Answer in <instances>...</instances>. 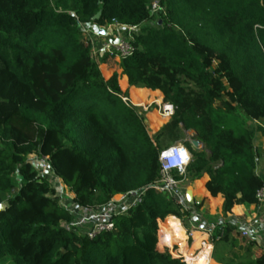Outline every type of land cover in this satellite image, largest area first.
<instances>
[{
	"label": "trees",
	"instance_id": "trees-1",
	"mask_svg": "<svg viewBox=\"0 0 264 264\" xmlns=\"http://www.w3.org/2000/svg\"><path fill=\"white\" fill-rule=\"evenodd\" d=\"M153 1L0 0V262L183 264L156 250V218L181 216L170 198L148 189L111 231L90 239L60 226L73 216L27 158H47L73 202L93 208L152 183L159 150L174 143L191 153L186 180L206 176L204 190L222 198L220 215L208 217L222 233L214 250L238 244L234 221L217 220L256 204L264 187L253 143L264 126L245 124L264 121V0H158V16ZM155 17L161 26H144ZM91 23L140 27L130 34L134 52L107 78L99 66L115 54L91 55L80 30ZM132 87L173 107L154 136L123 100ZM187 130L203 148L189 145ZM253 246L236 264H264Z\"/></svg>",
	"mask_w": 264,
	"mask_h": 264
},
{
	"label": "built area",
	"instance_id": "built-area-1",
	"mask_svg": "<svg viewBox=\"0 0 264 264\" xmlns=\"http://www.w3.org/2000/svg\"><path fill=\"white\" fill-rule=\"evenodd\" d=\"M162 12V6L158 0H154L150 6V14L158 16ZM89 25V24H88ZM87 24H80L85 34V40L91 47V55L96 52L115 54L120 57H128L134 52L130 36L120 32H128L135 29L123 24L111 23L103 29L92 30ZM117 30L115 34L113 31ZM102 32L106 39L98 46L97 37ZM124 101L128 100L123 98ZM162 115L169 118L173 113V107L168 102L158 104ZM191 160L189 149L182 143H174L159 150V175L149 185L114 195L106 204L82 208L73 202V207L64 208L68 212L75 208L72 219L69 222H61L60 226L67 232H72L87 238H94L98 234L113 229L114 218L126 215L129 210L135 208L143 199L146 191L151 189L156 193L170 198L179 208L181 216L168 215L164 218H156V250L159 253H167L171 258L179 260L183 264H211L214 250V240H219L222 233L215 235V227L212 223L203 221L199 203L186 197L184 182H186V169ZM58 179V178H57ZM65 186V185H64ZM66 188V186H65ZM72 195V193H71ZM264 200V187L256 193L257 203ZM168 219L177 222L182 231V237L178 238L173 229L168 228ZM236 224V230L240 237L246 238L248 230L246 226L232 219ZM223 221H219L222 223ZM187 223V226L185 225ZM218 223V224H219Z\"/></svg>",
	"mask_w": 264,
	"mask_h": 264
},
{
	"label": "rangeland",
	"instance_id": "rangeland-1",
	"mask_svg": "<svg viewBox=\"0 0 264 264\" xmlns=\"http://www.w3.org/2000/svg\"><path fill=\"white\" fill-rule=\"evenodd\" d=\"M179 7V5H176ZM161 18L155 17L152 18L149 22L144 23V26L149 27H159L161 26ZM94 24V23H92ZM90 28L92 30H96L95 26L92 25ZM90 25V24H89ZM80 30L82 31L83 38L85 39V34L83 30L80 27ZM140 31V27L123 32L121 31V34H126L130 36L131 32L138 33ZM131 37V36H130ZM103 53L96 52L95 59L99 60L100 56ZM128 101L135 107H139V113L143 115L145 125L147 127V131L150 134V136H154L157 131L161 128V126L168 121L169 118H166L162 115V112H160V109L158 108V104H162V99L159 97H155L152 92L149 90L142 88V87H135L132 91V93L128 96ZM166 102V101H165ZM218 104V103H217ZM249 127L256 130V128L261 127V125L264 126V121L262 120H248L245 122ZM186 140L190 143L189 145L192 146L191 139L193 135L192 130L185 131ZM261 137L260 133L257 131L255 142L258 143V139ZM186 146V145H185ZM187 147V146H186ZM193 147V146H192ZM262 153V151H261ZM257 153V161H259V164H264V152L262 154ZM29 163L35 168V170L38 172L39 175L44 177L48 183L54 188L55 190V196H56V202L64 207V208H71L73 207L72 202V195L68 191L67 188H65L64 184L55 177L53 174L49 161L47 158L40 157L36 154H31L28 157ZM72 210V209H71ZM214 221V220H212ZM237 240V243L235 246H228L224 245L222 243L216 244V248L212 254V263L211 264H236L238 260L241 259V256L244 253V248L246 246L247 239L244 237L237 236L235 239ZM0 264H9L8 260H5L3 262H0Z\"/></svg>",
	"mask_w": 264,
	"mask_h": 264
},
{
	"label": "crops",
	"instance_id": "crops-1",
	"mask_svg": "<svg viewBox=\"0 0 264 264\" xmlns=\"http://www.w3.org/2000/svg\"><path fill=\"white\" fill-rule=\"evenodd\" d=\"M91 24L88 26L90 27ZM92 25L95 26L96 31L106 27V26H99L97 24H92ZM113 32L115 34L118 33L117 30H114ZM105 39L106 36H103L102 32H99V36L97 37L98 46H100L103 40ZM119 59L120 58L117 55H115L113 58H109L105 63H100L99 67L101 73L105 78L109 77L112 74V72L116 70V65L119 62ZM120 87L121 89H125L127 87L125 78L120 83ZM134 88L135 87L130 88L129 95L132 93ZM261 127H263V125H261ZM256 134L257 132L255 133L254 140ZM253 143L258 155L261 153V151L262 153L264 152V137H262V135L258 139V143H256L255 141ZM255 172L258 176L264 179V164H259V161H257ZM206 179L207 177L203 176L200 180L193 182L186 181L184 182L183 185L186 190V197L188 199H191L199 203V208L202 214L203 221L210 224L211 222H213L212 221L213 219L210 221L208 217L211 218L216 214L220 215L222 198L220 196L216 198H212L204 190V183ZM75 211H77L75 210V208L73 209V212L69 210V212L72 213H74ZM225 219H229V220L235 219L238 222L242 223V225L246 226L248 230V236L246 237V239L247 242H253L254 244L253 252L257 248H260L262 251H264V200L261 203L235 206L232 208L231 213L229 215H227L225 218L219 217L217 221H224ZM231 236L236 239L237 236L240 235L239 232L236 230L232 232Z\"/></svg>",
	"mask_w": 264,
	"mask_h": 264
},
{
	"label": "bare ground",
	"instance_id": "bare-ground-1",
	"mask_svg": "<svg viewBox=\"0 0 264 264\" xmlns=\"http://www.w3.org/2000/svg\"><path fill=\"white\" fill-rule=\"evenodd\" d=\"M168 228L173 229L177 235L178 238L182 237V231L180 229V227L178 226L177 222L172 220V219H168V224H167Z\"/></svg>",
	"mask_w": 264,
	"mask_h": 264
},
{
	"label": "water",
	"instance_id": "water-1",
	"mask_svg": "<svg viewBox=\"0 0 264 264\" xmlns=\"http://www.w3.org/2000/svg\"><path fill=\"white\" fill-rule=\"evenodd\" d=\"M98 16H99V13H98L94 18H97ZM193 137H194V135H192V139L190 140L191 143H192V146H193L194 148H198V149L203 148V144H202L199 140H197V139H195V138H193ZM3 208H4V206H3L2 204H0V211H1Z\"/></svg>",
	"mask_w": 264,
	"mask_h": 264
}]
</instances>
